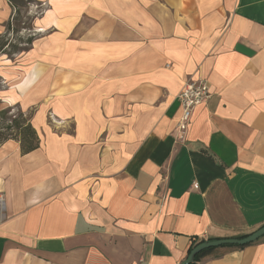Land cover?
<instances>
[{"label": "crops", "instance_id": "0c3cea01", "mask_svg": "<svg viewBox=\"0 0 264 264\" xmlns=\"http://www.w3.org/2000/svg\"><path fill=\"white\" fill-rule=\"evenodd\" d=\"M38 1V36L0 54V99L39 139L0 145V264H183L193 240L262 227L264 0ZM12 15L0 0V34ZM196 264H264V236Z\"/></svg>", "mask_w": 264, "mask_h": 264}, {"label": "trees", "instance_id": "16d2710c", "mask_svg": "<svg viewBox=\"0 0 264 264\" xmlns=\"http://www.w3.org/2000/svg\"><path fill=\"white\" fill-rule=\"evenodd\" d=\"M10 5L13 7V15L10 21L7 22L5 27L4 34H0V54L12 55L19 51H23L24 49L18 48L20 44L30 45L32 42V38L29 37L25 40V42H19L18 45H13L6 35L8 33L14 32L12 28L11 21L17 20L19 11L17 6L13 0H8ZM11 48L12 50L8 49ZM13 108L7 107L5 109L0 110V145L5 143L6 141L12 140L16 141L19 144L21 154H27L29 152L34 151L39 147V139L35 129L33 128L30 122V116L24 114L20 109L17 108L16 113H12ZM244 236H240L238 238H242ZM201 242H197L193 240L188 248L187 256L190 251ZM246 246V245H245ZM240 248L244 246H239ZM206 250L198 253L194 261L189 264H196L199 256L205 252Z\"/></svg>", "mask_w": 264, "mask_h": 264}, {"label": "rangeland", "instance_id": "374dc122", "mask_svg": "<svg viewBox=\"0 0 264 264\" xmlns=\"http://www.w3.org/2000/svg\"><path fill=\"white\" fill-rule=\"evenodd\" d=\"M17 6L19 11L17 20H12V28L14 32L8 33L6 37L13 45H18L19 42H25V40L29 37L32 39L37 37V31L33 30V21L34 19L38 18L40 15L45 12L47 9V5L44 3L39 2L38 0H13ZM4 34V33H3ZM29 45L20 44L18 48L27 49ZM12 50L11 48H8ZM20 52V51H19ZM18 53V52H17ZM16 54V53H15ZM6 55V56H13ZM12 62V61H11ZM8 62L5 57H0V96L5 94L6 90H8V85L12 83L11 77L8 78V75L3 74L6 72L8 68L12 67L13 62ZM4 76L5 79L2 77ZM11 80V81H10ZM10 94V93H9ZM7 107L13 108L12 113L17 112L16 106H9L7 103H3L0 99V110L5 109Z\"/></svg>", "mask_w": 264, "mask_h": 264}, {"label": "built area", "instance_id": "2783aa9c", "mask_svg": "<svg viewBox=\"0 0 264 264\" xmlns=\"http://www.w3.org/2000/svg\"><path fill=\"white\" fill-rule=\"evenodd\" d=\"M209 96L208 83L205 79L198 78L186 81L178 94L181 112L176 127L179 133H183L187 129L194 109L198 105L206 103ZM193 187L196 188L197 184L194 183Z\"/></svg>", "mask_w": 264, "mask_h": 264}, {"label": "water", "instance_id": "95a60500", "mask_svg": "<svg viewBox=\"0 0 264 264\" xmlns=\"http://www.w3.org/2000/svg\"><path fill=\"white\" fill-rule=\"evenodd\" d=\"M264 236V225L252 233L245 235L242 238H225L208 240L197 244L186 257L183 264H189L194 261L195 256L203 250L220 247V246H245L253 243Z\"/></svg>", "mask_w": 264, "mask_h": 264}]
</instances>
